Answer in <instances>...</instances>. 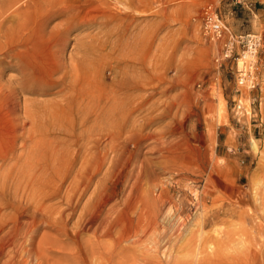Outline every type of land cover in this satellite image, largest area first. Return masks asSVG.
Wrapping results in <instances>:
<instances>
[{
	"label": "rangeland",
	"instance_id": "obj_1",
	"mask_svg": "<svg viewBox=\"0 0 264 264\" xmlns=\"http://www.w3.org/2000/svg\"><path fill=\"white\" fill-rule=\"evenodd\" d=\"M21 1L30 3L27 32L12 31L9 28L11 21L0 25V55L13 50V54L5 56V64L0 66L3 92L0 123L6 120L11 126L10 130H0V165L3 164L0 168V194L3 191L13 194L8 183L11 177L3 182V174L7 166L13 164V160L9 162L12 151L17 155L21 153L20 145L12 147L15 140L13 126L15 123L25 128L29 126L27 121L23 123L25 99L37 110L38 114L33 116L38 118L40 128L50 127L49 134L57 140L76 137V142L70 147L64 162V166H71L66 171L68 175L60 179L58 171L52 169L53 163L47 159L50 151L43 149H35L31 159L18 165L19 173L12 167L13 178L20 179L22 183L27 181L28 187L33 178L35 181L34 203L21 198L19 209L26 216L33 209L38 212L39 207L47 204L69 211L64 193L91 144L86 131L82 130V123L94 115L86 96L90 97V91L95 93L98 90L105 94L108 85L118 76L117 72L126 69L127 60H133V63L129 62L130 67L138 69L144 58L150 81L145 93H151V100L158 102L156 108L150 109L151 121L145 131L159 132L163 129L165 138L162 140L167 148L173 149L172 154L167 152L165 145L162 151L150 150L156 143L147 139L142 141L139 149L142 151L137 155L138 160L146 158L157 168L156 173L146 168L145 177H148V172L155 173L154 178L159 177L165 185L164 196L167 198L158 221L160 233L162 230L164 264L198 263L204 252L197 253V246L209 245L207 252H211L210 244L216 237L223 243L217 248L212 246L219 257L213 264H264V229L259 230V222L264 225V0ZM107 4L108 8L105 7ZM97 12H103L107 17L98 19L99 15H96L93 23L79 27L80 17H91ZM67 14L69 20L65 21ZM208 19L210 27L206 24ZM100 23L115 27L116 32L110 35L100 32L99 37H95ZM214 24L220 26L219 36L215 35ZM246 33L259 34L260 43L254 58L253 83L238 84V71L243 65L239 59L244 44L241 36ZM119 36L118 43L116 39ZM76 39L88 43L92 40L93 47H89L85 55L91 61L85 65L84 73L80 74L77 85L67 97L69 103L58 104L61 95L58 86L37 93L22 90L16 84L27 67L34 76H39L55 69L57 62H69V56L75 51ZM228 45L231 53L225 56L223 51ZM89 52L93 53L89 55ZM58 73L54 72V77ZM54 77L50 82H54ZM80 88L83 89L81 103L78 101L79 97L82 99L78 93ZM46 107L50 112L45 111ZM135 114L142 120L140 114ZM140 119L138 123H142ZM107 142L106 137L101 139L100 147L105 157L100 172L93 177L78 201L77 193L68 206L73 209V216L67 223L69 227L77 222L84 206L78 225L81 222L87 224L88 217L95 213L91 210L96 203L105 212L114 202L117 209L121 207L126 214L133 211L126 208L128 202L123 203L129 191L126 182L115 176L117 168L114 162L124 156L123 146L110 148ZM131 149L128 146L126 152ZM169 155L171 157L166 158ZM159 162H163L166 169H159ZM177 175L183 176L185 181ZM100 177L104 184L101 197L96 191ZM207 181L210 185L206 184ZM142 185L149 192V183L143 182ZM215 185L222 188L218 191L213 188ZM206 188L210 196L206 195ZM56 192L58 195L55 197ZM203 194L206 195L205 207L195 203ZM222 206L233 211L224 215L220 212ZM185 208L188 209L184 211ZM130 212L128 215L134 219L135 211L134 214ZM35 225V243L43 231L54 232L56 228L45 226L38 218ZM100 230L103 232L105 228ZM118 231L114 229L112 232L115 239L121 235ZM154 234V239L148 237L144 244L137 242L135 248L130 240L118 243L116 248L121 254L117 256V264H142L146 253L155 247V237L158 240ZM134 255L137 257L133 258Z\"/></svg>",
	"mask_w": 264,
	"mask_h": 264
},
{
	"label": "bare ground",
	"instance_id": "obj_2",
	"mask_svg": "<svg viewBox=\"0 0 264 264\" xmlns=\"http://www.w3.org/2000/svg\"><path fill=\"white\" fill-rule=\"evenodd\" d=\"M29 5V1L0 0V25L11 21L9 28L12 31L15 33L17 31L22 33L27 32V14L29 13ZM105 7L108 8L109 4H107ZM96 15H99L98 19L101 17H107V15L103 12L94 13L91 15V17L83 15L78 20L79 27L85 23H93V17H96ZM68 20L69 15L67 14L65 16V21ZM100 25L101 27L99 32L94 34V36L97 38L99 37L100 32H104L105 34H112L113 32H116L115 27L109 28L106 25L103 26L101 23ZM66 34L67 33L65 32V35H63L64 40L66 38ZM119 38L121 37H117V42ZM89 44L91 45L89 46ZM74 47L75 51H71L72 53L69 56V62H57V67L55 69L45 71L44 74H40L39 76H34L31 70H28L30 68L27 67V70L23 71V76H21L20 80L16 81V84L20 86L22 90L28 89L29 92L35 91L37 93H44L48 89L58 86V92L61 93L58 104L62 102L69 103L67 100L68 95L77 85L80 74L84 73L83 69H85V65L91 61L86 59L85 55L89 51V47H93V41L91 40L88 43L84 42L82 39H76ZM8 53L13 54V50L11 52L4 51L0 55V66L5 64V56L8 55ZM90 53L93 52H89V55ZM129 62L133 63V60H127L125 64L126 69H122L117 72L118 76L115 77L116 79L108 85V91L103 94L104 97H102V91L100 90L95 93L90 91L89 93L91 96H86L87 99H89L87 103L93 108L94 115H92L89 120L82 123V130L84 129L86 131L85 134L88 137V140L91 141V144L87 148L88 152L86 156L81 161L82 164L70 177L66 191L63 193L65 201L67 202L68 206H70L73 202V199L77 197V193L79 195L78 198H76L78 201V199L86 192L87 185L101 170V164L103 163L105 156L102 153L103 148L100 147V144L101 139L106 137V139H108L107 144L110 148L114 147L116 149L117 147L120 148L123 146L124 156L118 159L119 162H114L116 163L114 166L117 168L115 176H120L121 182L125 181L126 187L129 188L128 194L126 195V198H124L123 203L128 202L126 208L135 211V218L133 219L130 217V215H128L130 211H127L128 213L126 214V210H121V207L120 209H117L118 206L116 207L115 202H112L113 204L107 208L106 212L103 209H100V207L98 208L99 205L97 203L93 204L91 212L94 211L95 213L88 217L86 222L87 224H85V222H81L78 225V221L82 219L84 206L81 212L78 214L77 222H75L74 225H71V227L67 226V223L68 220L73 216V209L69 208L68 206L67 208L69 211H66V208L64 207L58 208L57 206L47 204L43 205L41 208L39 207V213L35 212V209H33V211L30 212L31 214L28 216L22 213V211L19 209L21 198L26 199V201L30 202V204L34 203L35 181L33 178L28 187L27 181L22 183L20 179L13 178L12 167H14L19 173L21 169L18 165L27 162L29 158L31 159L35 155V149H43L46 152L50 151V155L47 159L53 163L52 169L58 171L57 175L60 179L63 175H68L66 171L71 166H64V162L66 156L69 153L70 147L76 142V137L62 138L57 140V137H53L49 134L48 131L50 130V127L40 128L38 118L33 116L34 113L36 115L38 114L37 110H35L34 106L31 105L29 100L27 101L24 99L23 117L25 119L23 123L27 121L29 126L25 128L24 125L21 126L20 123H15L13 126L15 140L12 144V147L14 148L16 145H20L21 153L17 155L13 153L14 151H12L9 162L13 160V164L12 166H7L6 172L3 174V182H7V179L11 177L10 181L8 182L10 185H8L9 189L13 191V194L11 195V193H6L4 191L2 194H0V264H35V260L36 264H117V256L121 254V252L116 248L118 243L122 242L123 240H130L135 248V244L137 242H142L141 244H144L143 242L148 241V237H153L154 233H156L154 235L158 237L157 241L155 237L156 244L155 247L153 246L154 249H150L149 253H146L144 258L142 256L140 258L141 260L143 258L142 264H164L163 249L161 245L163 240L161 237L162 230L160 233V224L158 221L163 215L165 199L167 198L164 196L165 185L164 181L160 180L159 177L156 176L154 178L153 174L156 173L155 170L157 169L155 165L146 158L138 160L137 155H139V153L142 151H139L142 141L147 139L150 141L153 140L156 143L154 146L151 145L152 148L150 147V150H161L164 148V145L167 148V145L162 140L165 138V133L163 129L159 132L148 130L145 131V128L151 121V117L149 115H151L152 112L150 109L156 108L158 102L154 101L153 99L151 100V93H145L150 81L144 58L141 59V64L138 69H132ZM35 65H38V61H35ZM54 72H59L56 77H54ZM53 77L54 82H50V79ZM1 87L2 84L0 82V97L2 98L3 92ZM82 90V88L78 89V93L81 98ZM82 100L83 98L80 99L79 97V103H81ZM32 104L34 105L33 102ZM35 105L37 106L38 104ZM46 109L48 110H45L46 112H50L48 107H46ZM135 113L141 115L143 121L140 119V117L139 119L142 123H138L139 119ZM45 116L50 118L49 114H45ZM19 126H21L20 129ZM1 129L2 131L10 130L11 126L9 127L7 121L4 120L3 124L0 123V130ZM52 131L55 132V129H52ZM79 133H82V131ZM79 136L83 137V134H80ZM114 144H116V146H114ZM128 146H131L132 149L126 152ZM169 147L172 148L171 145ZM167 152L172 154L173 149L167 148ZM163 156L164 153L161 155V157ZM167 157L169 158L171 155L166 156V158ZM1 160L7 162L5 159ZM2 166L3 164L0 165V168ZM136 166H138V170H135ZM157 166L160 167L159 169H166V165L163 162H159ZM146 168H149L153 172L155 171V173L151 174L148 172L146 173L148 174V177H145L147 175L143 173L148 171ZM202 168H204V166ZM157 175H159L158 172ZM177 176L182 177L183 179V176ZM172 178L174 177L172 176ZM187 178H189V176H187ZM183 180L185 181V179ZM143 182L149 183V192L146 191L147 189H144L142 185ZM208 182L209 181H207L206 184H209ZM103 185L102 177H100V180L96 183V191H99L100 197L102 195L101 189ZM177 185H179V183ZM213 188H217L216 190L219 191L222 187L220 188V185H215ZM207 189L208 188H206V195L210 196L211 194L207 192ZM56 191H58V186ZM57 195L58 194L56 192L55 197ZM206 195L203 194L201 197H199V199L197 198V202L195 200V203L197 205L201 204V206L205 207ZM104 198L106 197L104 196ZM102 202L105 203L106 200ZM186 207L188 206L186 205ZM187 209L188 208H185L184 211ZM231 209L230 207L222 206V211L220 210V212H222L224 215L231 214L230 212L233 211ZM132 213L130 212V214ZM36 218H38L40 221L42 220V223H45V226H53V228H56L54 232H49L46 230L43 231L35 243V231L37 230L35 225ZM162 220L163 218L161 221ZM259 225V230L262 231L264 229V225L260 222ZM100 228H105V230L102 232ZM114 229L116 232L119 230L121 233L117 239H115L112 234ZM85 235L88 237H85ZM226 238L230 240V237L226 236ZM152 239H154V237ZM211 243V252H207L209 245L206 247L197 246V253L202 254V252H204V255L202 254V258L199 259L198 263L195 264H213L217 262L219 259L218 253L214 251L213 247L217 248L218 245L223 243V241L219 237H216ZM123 248L125 249L126 247ZM123 248L122 250H124ZM145 250L146 249H144V251ZM144 251L143 253L146 252ZM135 257L137 256L134 255L133 258Z\"/></svg>",
	"mask_w": 264,
	"mask_h": 264
},
{
	"label": "built area",
	"instance_id": "obj_3",
	"mask_svg": "<svg viewBox=\"0 0 264 264\" xmlns=\"http://www.w3.org/2000/svg\"><path fill=\"white\" fill-rule=\"evenodd\" d=\"M210 20L208 19V22L206 23L208 27H210L209 23ZM215 32H217L215 35L219 36L220 33V26L217 24L213 25ZM241 41L244 42L243 48L240 51L239 59L242 60L243 65L241 69L238 71V77L237 81L238 84H244V83H253V72H254V58L256 55V51L258 48V45L260 43V36L256 33H246L243 36H241ZM230 44V43H229ZM230 45H228V48H226L223 52L225 56H228L231 51L229 48Z\"/></svg>",
	"mask_w": 264,
	"mask_h": 264
}]
</instances>
